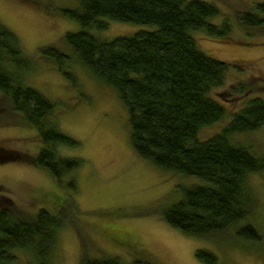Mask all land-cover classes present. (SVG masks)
Masks as SVG:
<instances>
[{"label": "trees", "instance_id": "16d2710c", "mask_svg": "<svg viewBox=\"0 0 264 264\" xmlns=\"http://www.w3.org/2000/svg\"><path fill=\"white\" fill-rule=\"evenodd\" d=\"M56 10L76 20L79 27L63 33L67 50L44 43L37 47L38 56L52 62L71 82L74 76L69 65L76 63L110 84L127 108L129 139L136 154L206 180L179 186V196L161 206L163 220L215 243L264 239L256 220L259 204L247 183L248 173L264 170V153L230 138L264 124V98L249 96L231 109L218 130L199 135L201 127L223 118L229 110L211 90L224 83L231 66L241 69L239 63L202 51L191 35L201 29L211 37L230 38L232 26L227 17L219 23L208 20L220 13L217 4L211 0H77L72 7ZM234 18L243 32L264 33L260 31L264 29V0L236 11ZM107 19L150 26L109 38L90 31L105 27ZM30 59L21 54L14 33L0 23V100L20 113V124L35 128L42 143L34 155L11 151L8 158L44 167L58 178L77 167L81 159L57 156L55 147L77 145L78 141L57 128L54 102L20 80L17 71L29 68ZM228 90L246 96L250 85L241 79ZM59 208L18 213L0 206V264H54L56 230L65 220ZM18 251H23L25 262L19 260ZM194 255L207 264L219 259L201 247L194 249ZM78 264L163 263L144 256L125 262L115 254L82 253Z\"/></svg>", "mask_w": 264, "mask_h": 264}, {"label": "rangeland", "instance_id": "374dc122", "mask_svg": "<svg viewBox=\"0 0 264 264\" xmlns=\"http://www.w3.org/2000/svg\"><path fill=\"white\" fill-rule=\"evenodd\" d=\"M211 1L220 13L208 20L219 23L227 17L232 26L230 38L211 37L201 29L191 35L202 51L239 63L241 69L231 66L225 72L224 83L211 90L229 110L223 118L201 127L202 137L218 130L231 109L249 96L264 98V33L247 34L234 18L236 11L251 8L257 0ZM76 3L77 0H0V23L14 33L21 54L32 61L29 68L17 71L20 80L54 102L57 128L78 141L77 145H57L55 155L81 159L77 167L58 178L44 167L9 159L11 151H16L15 155H34L42 143L35 128L20 124V113L12 112L0 100V206H9L18 213H31L39 207L56 212L60 206L66 216L62 215L65 220L56 230L54 264H78L82 253L115 254L125 262L144 256L163 264H207L194 255L197 247L213 251L219 257L215 264H264V239L254 243L237 239L215 243L166 223L160 214L161 206L179 196V186L206 180L136 154L129 139L127 108L114 88L76 63L69 65L74 76L71 82L52 62L38 56L37 47L44 43L67 50L62 35L77 29L79 23L56 9ZM149 26L107 19L105 27H91L90 31L109 38ZM241 79L250 85L246 96L228 90L231 83ZM230 138L264 153V124L233 133ZM247 183L259 204L256 220L264 237V170L248 173ZM18 256L25 262L23 251H18Z\"/></svg>", "mask_w": 264, "mask_h": 264}]
</instances>
